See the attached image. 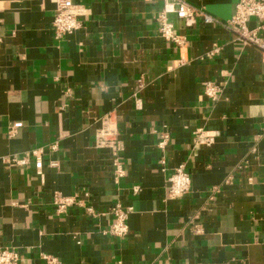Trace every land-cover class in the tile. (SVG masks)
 Instances as JSON below:
<instances>
[{"label":"crops","instance_id":"1","mask_svg":"<svg viewBox=\"0 0 264 264\" xmlns=\"http://www.w3.org/2000/svg\"><path fill=\"white\" fill-rule=\"evenodd\" d=\"M184 1L219 23L170 15L180 50L160 35L163 0H72L82 26L63 39L58 0H0V251L19 264H264V54L224 26L238 0ZM111 112L119 181L95 147ZM182 164L191 190L169 200ZM57 196L75 204L60 213ZM117 203L133 208L124 238L109 232Z\"/></svg>","mask_w":264,"mask_h":264},{"label":"built area","instance_id":"2","mask_svg":"<svg viewBox=\"0 0 264 264\" xmlns=\"http://www.w3.org/2000/svg\"><path fill=\"white\" fill-rule=\"evenodd\" d=\"M176 15L179 20H183L188 27H193L197 24L198 19H201L205 25H214L219 23L215 18L210 16L206 11L197 9L184 0H163V8L158 12L156 21L159 25V32L162 38L177 46L180 50L187 46L186 37L178 35L175 32L173 23L170 22L169 16ZM256 19L261 22L256 28L251 29L249 22ZM52 26L56 33L57 39H63L68 35L73 34L82 26L79 20V11L73 4L72 0H58L57 10L52 22ZM224 26L231 30L237 39L245 44H249L261 50L264 54V39L260 36V32L264 30V0H238L236 11L233 17L228 20ZM220 52L219 47H215L208 56H214ZM144 82L139 81V89L144 88ZM221 94V88L216 83L206 82L204 84V95L210 100H217ZM22 124H15L9 134L14 137L17 130ZM202 134L197 137V143H201ZM168 141V136H165L159 146L164 149ZM210 140L206 139V144ZM95 147L101 150H109L112 157L114 167L115 181H119L125 177L124 164L121 160V154L125 150L123 141L119 138L117 123L113 112L106 114L101 126L96 132ZM43 150L38 149L32 152L35 159V167L39 171L43 167L42 161ZM11 163L15 166H25L26 159H13ZM165 163L164 161L162 162ZM52 165H55L53 163ZM168 199L177 200L186 196L191 190V176L186 170L184 164L177 167L171 177L168 179ZM55 205L58 212H65L68 207L75 204L73 198H63L57 196ZM89 214H94L91 207L87 208ZM111 215L114 217V222L111 225L109 232L117 237L124 238L129 233L128 219L133 213L132 207H124L122 204H115L111 210ZM195 234H201V228L196 227ZM51 264H55V260L50 257H45ZM19 255L14 250L0 251V264H19Z\"/></svg>","mask_w":264,"mask_h":264}]
</instances>
